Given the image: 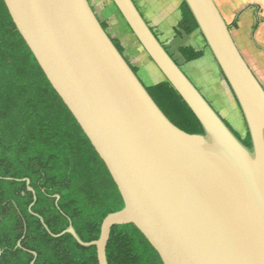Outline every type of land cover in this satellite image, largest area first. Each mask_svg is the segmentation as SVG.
<instances>
[{
  "label": "water",
  "instance_id": "95a60500",
  "mask_svg": "<svg viewBox=\"0 0 264 264\" xmlns=\"http://www.w3.org/2000/svg\"><path fill=\"white\" fill-rule=\"evenodd\" d=\"M110 1L203 135L182 131L163 114L88 0H3L124 203L104 218L99 238L89 243L71 224L54 235L39 217L40 222L53 238L69 234L81 247H95L98 264H107L111 228L127 224L136 227L162 264H264V88L228 25L213 0H182L240 109L251 150L176 64L133 1ZM23 181L33 194L31 212L36 197L30 181Z\"/></svg>",
  "mask_w": 264,
  "mask_h": 264
},
{
  "label": "trees",
  "instance_id": "16d2710c",
  "mask_svg": "<svg viewBox=\"0 0 264 264\" xmlns=\"http://www.w3.org/2000/svg\"><path fill=\"white\" fill-rule=\"evenodd\" d=\"M179 11L176 32L190 38L200 35L182 0ZM97 19L123 55L124 47L108 31L114 20ZM179 52L187 63L204 55L190 47ZM146 90L176 127L203 135L195 116L166 80ZM223 122L251 150L245 122L243 135ZM23 179L30 181L36 197L32 213L33 194ZM123 207L107 168L51 87L0 0V264H31L32 253L36 254L34 264H98L95 247H81L69 234L51 237L39 217L52 234L62 233L71 224L80 239L89 243L99 238L104 218ZM105 254L107 264H162L132 224L111 228Z\"/></svg>",
  "mask_w": 264,
  "mask_h": 264
},
{
  "label": "crops",
  "instance_id": "0c3cea01",
  "mask_svg": "<svg viewBox=\"0 0 264 264\" xmlns=\"http://www.w3.org/2000/svg\"><path fill=\"white\" fill-rule=\"evenodd\" d=\"M132 1L161 45L216 112L217 108L211 102L215 100L214 97H218L220 94L226 97V101L227 98L234 100L202 37L198 35L191 39L182 32H176L181 19L180 0ZM88 2L94 11L96 8L93 2L99 4L100 7L105 5L101 11L104 18L118 16L119 33L130 42V46L123 56L132 69L136 70V74L144 82V86L153 87L163 82L164 77L150 61L113 3L110 0H88ZM213 2L228 25L231 37L241 56L264 88V0H213ZM189 47L195 51H202L203 57L200 60L187 63L179 50ZM126 53L134 59V63ZM202 62L210 64V68L207 69L204 76L195 75L193 70Z\"/></svg>",
  "mask_w": 264,
  "mask_h": 264
},
{
  "label": "rangeland",
  "instance_id": "374dc122",
  "mask_svg": "<svg viewBox=\"0 0 264 264\" xmlns=\"http://www.w3.org/2000/svg\"><path fill=\"white\" fill-rule=\"evenodd\" d=\"M93 5L96 8V10H95L96 15L100 20H102V21H106L109 19L114 20V22L108 27V31H109L112 38L118 39L120 41V43L124 47V52L127 51L128 47L130 46V42L128 40H126L125 37L121 36L119 33L118 16H111L108 18H104L101 11H102V9L105 8V5H103L104 7L103 6L100 7V6H98L99 4L97 5L95 2H93ZM123 25H124V22H123ZM124 27H125V25H124ZM128 57L134 63V59L130 55H128ZM208 68H210V64L208 65V64L202 62V63H200V65L198 67H195V69L193 71H194L195 75L199 74L200 76H204L206 74ZM140 74H142L141 71H140ZM207 80L209 81L208 77H207ZM141 82L144 83L143 81H141ZM216 97H214L215 100H212L211 102L213 105L216 106L217 112L220 115V117L223 120H225L238 134L243 135L245 132L244 122L242 120L241 114H240L234 100L232 98H230V100H229V98H227L228 100L226 101V97H223L220 94L218 95L217 98Z\"/></svg>",
  "mask_w": 264,
  "mask_h": 264
},
{
  "label": "flooded vegetation",
  "instance_id": "af4514ba",
  "mask_svg": "<svg viewBox=\"0 0 264 264\" xmlns=\"http://www.w3.org/2000/svg\"><path fill=\"white\" fill-rule=\"evenodd\" d=\"M92 8V7H91ZM94 11V10H93ZM94 13H95V11H94ZM95 15H96V13H95ZM96 17H97V15H96ZM98 18V17H97Z\"/></svg>",
  "mask_w": 264,
  "mask_h": 264
}]
</instances>
